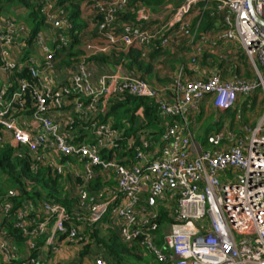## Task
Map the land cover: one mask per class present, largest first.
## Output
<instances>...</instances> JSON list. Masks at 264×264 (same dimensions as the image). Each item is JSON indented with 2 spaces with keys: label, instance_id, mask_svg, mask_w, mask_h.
Segmentation results:
<instances>
[{
  "label": "built area",
  "instance_id": "1",
  "mask_svg": "<svg viewBox=\"0 0 264 264\" xmlns=\"http://www.w3.org/2000/svg\"><path fill=\"white\" fill-rule=\"evenodd\" d=\"M76 1L80 32L56 0H37L45 21L35 33L0 8V148L25 158L32 175L65 182L77 201L71 212L20 201L0 179V264H80L103 220L160 263L264 264V106L253 124L221 116L255 90L264 101V0H165L156 11L136 0ZM125 11L134 19L116 20ZM73 36L83 54L66 68ZM130 50L157 52L152 74L165 81L88 61ZM23 69L31 82L15 75ZM129 96L173 120L162 135L142 126V107L134 123L107 118ZM208 109L215 129L199 144L197 117ZM159 212L168 217L163 248ZM86 264L114 263L94 254Z\"/></svg>",
  "mask_w": 264,
  "mask_h": 264
},
{
  "label": "trees",
  "instance_id": "2",
  "mask_svg": "<svg viewBox=\"0 0 264 264\" xmlns=\"http://www.w3.org/2000/svg\"><path fill=\"white\" fill-rule=\"evenodd\" d=\"M57 5L62 7L63 10L68 14L69 19L75 25L76 31L80 32L83 28L81 23V4L76 0H56ZM141 5L149 8L152 11L158 10L165 2V0H136ZM134 2V0L132 1ZM19 5L24 9L26 15L24 16L25 22L31 26L33 33L41 29L45 21L44 17L39 12V7L37 0H0V8L6 5ZM208 14L204 15V20L208 19ZM134 19L132 12L125 11L119 13L116 20L121 21H131ZM73 41L70 47L64 51L66 55L64 59V66L66 68H72L77 65L78 58L83 51L79 49L80 42L77 36H73ZM141 51L130 50L127 54H112L109 56H95L92 57L90 62L96 64H106L109 67H116L121 64L127 71L136 72L140 78H147L151 81L152 79H157L153 76V67L151 66L152 60L157 57V52H152L147 59L140 58ZM17 77L23 78L27 81H32L27 70L15 72ZM160 81L161 79H157ZM165 81V79H164ZM143 108V117L145 124L142 125L149 130L155 132L156 138L163 134V123L172 122V119H163L157 109V106L146 99L138 97H126L124 101L118 102L110 106L107 113V118L111 117L114 119L117 126H119L122 120H128L132 123L136 121L134 113L138 108ZM228 113L224 112L221 114ZM232 120L231 123L234 124L236 121V115H230ZM210 125H205L202 129L204 132L210 130ZM131 131L127 132V135ZM0 179L5 181L6 187L17 188L21 194L20 201L26 199L30 200L33 204H37L39 201L45 199L46 201L62 206L66 211L71 212L77 201L70 196V192L67 191L65 182H58L57 180H51L46 177V174L39 171L38 174L32 175L29 170V164L25 158H17L13 155V150L7 145L0 148ZM2 185V184H1ZM0 185V188H4ZM19 204V201L16 202ZM168 220L167 214L159 212L158 223L161 228L156 232L158 240L155 244L158 248H163L161 229ZM13 221H10L6 225V229L9 234L16 239V243L21 244L22 238L17 233V231L11 229ZM101 227L95 229L94 232L90 233L89 240L96 242L97 247H101L103 250L104 258L112 261L114 264H164L157 261L155 256L148 252L145 248L139 246L140 241H136L132 246H125L122 244L117 237L113 229L108 230L105 234H101L99 231ZM86 248L84 252L79 254V258H83L86 254ZM164 254H168V251H163ZM167 263V262H166ZM169 264V263H167Z\"/></svg>",
  "mask_w": 264,
  "mask_h": 264
},
{
  "label": "rangeland",
  "instance_id": "3",
  "mask_svg": "<svg viewBox=\"0 0 264 264\" xmlns=\"http://www.w3.org/2000/svg\"><path fill=\"white\" fill-rule=\"evenodd\" d=\"M176 4L177 3H174V5ZM3 8L5 10V13L9 14V16L22 18V20H24V16L26 15L25 11L22 8L17 7V5H12V4L6 5ZM33 48L36 49V46H34ZM183 62H185V60ZM100 66H101L102 71H111L109 65L100 64ZM161 81L163 82L164 80L162 79ZM261 95H262L261 90L258 89V90H255L253 93H251L248 98L242 97L236 104L235 108L237 110L229 111L226 117L231 121L232 120L230 116L231 114L238 115L237 119L239 120L238 121L239 125H244L248 123L253 124L257 119H259L263 115L264 101H263V98H261ZM201 113H202V116H205V113L203 110L201 111ZM214 128L215 127H213V129ZM213 129L210 128L208 132L212 131ZM206 136H207V132L196 137L197 142L199 144H204ZM13 189H15L19 193V190L17 188H13ZM16 201L18 202L19 198ZM2 221H5V219H2ZM100 227H101V230L99 231L101 232V234H105L108 230L112 229L107 224L106 220H103L102 223H100ZM94 254H99L104 257L103 250L101 249V247L98 248L96 242L94 243L92 241L90 245H87L86 254L83 255L84 257L80 261V264H86L90 260L91 256ZM78 255L79 254H77V256ZM140 264H143V263H140Z\"/></svg>",
  "mask_w": 264,
  "mask_h": 264
},
{
  "label": "crops",
  "instance_id": "4",
  "mask_svg": "<svg viewBox=\"0 0 264 264\" xmlns=\"http://www.w3.org/2000/svg\"><path fill=\"white\" fill-rule=\"evenodd\" d=\"M22 19V18H21ZM210 110H213V108L211 107L210 108ZM209 109H208V115H206L205 117L206 118H203V117H197V121H196V123H197V126H198V128H196V132H195V134H196V137H198V136H200V135H202L203 133H206V132H204L202 129L204 128V126L205 125H210V127L213 129V127H215L214 125H213V120L216 118L215 117V115H213L212 116V114H213V112H211ZM206 111V110H205ZM222 114V113H221ZM215 129V128H214ZM213 129V130H214ZM211 132V131H210ZM210 132H207V134L208 133H210ZM197 140V139H196Z\"/></svg>",
  "mask_w": 264,
  "mask_h": 264
}]
</instances>
